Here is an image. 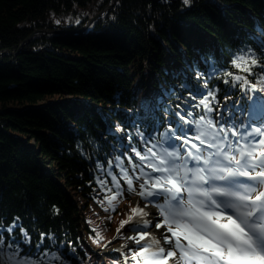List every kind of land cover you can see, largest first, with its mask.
Returning a JSON list of instances; mask_svg holds the SVG:
<instances>
[{"label": "trees", "instance_id": "trees-1", "mask_svg": "<svg viewBox=\"0 0 264 264\" xmlns=\"http://www.w3.org/2000/svg\"><path fill=\"white\" fill-rule=\"evenodd\" d=\"M251 52L264 63V0H0V239L36 264H125L98 253L130 228L120 167L136 177L129 157L159 153L196 89L245 120L260 78L233 61ZM17 219L27 242L3 231Z\"/></svg>", "mask_w": 264, "mask_h": 264}, {"label": "snow or ice", "instance_id": "snow-or-ice-1", "mask_svg": "<svg viewBox=\"0 0 264 264\" xmlns=\"http://www.w3.org/2000/svg\"><path fill=\"white\" fill-rule=\"evenodd\" d=\"M183 2L187 5L190 0ZM233 64L258 76L260 85H249L247 77L241 76H235V81L243 80L251 91L264 92V63L255 52L235 57ZM256 68L261 72H255ZM191 98H199L198 103L189 104L183 115L175 112V127L170 125L161 134L167 145L161 153L153 152L151 147L147 149L149 155L135 152L142 162L141 174L134 178L122 169L128 191L146 202L144 207L137 204L131 208V214L120 223V228L128 224L129 231L137 233L128 237L140 245L130 259L135 264H264V127H254L255 118L237 123L235 115L221 117L218 108L213 107L214 89H196ZM260 100L264 97H257L256 102ZM196 108H202L203 114L193 118L192 110ZM224 112L229 109L226 107ZM143 162L150 172L144 171ZM189 162L194 167H189ZM136 167L134 164L133 169ZM134 179L140 181L139 190ZM112 182L116 192L110 199L105 197L108 207H104L103 200L98 201L105 211L116 210L117 198L123 192L115 175ZM99 183L104 187L107 182ZM107 191L111 193L112 189ZM149 204L158 210L159 219L154 225L146 219ZM18 226L27 242L28 233L18 225V219L3 231L11 233ZM149 227L164 228L165 232L158 238L149 233ZM96 235L103 239L99 232ZM14 243L10 240L5 245L0 239V264H36L17 259L20 249L18 245L13 247Z\"/></svg>", "mask_w": 264, "mask_h": 264}, {"label": "rangeland", "instance_id": "rangeland-1", "mask_svg": "<svg viewBox=\"0 0 264 264\" xmlns=\"http://www.w3.org/2000/svg\"><path fill=\"white\" fill-rule=\"evenodd\" d=\"M257 97H264L260 94H254L252 96V98H250L249 100V109H248V114L247 116L244 118L245 120L243 121H248L249 119H254L255 120H260L264 117V100H260L259 102H256L257 100ZM260 122V121H258ZM254 123V122H253ZM254 127H261L260 124H253ZM229 139H234L233 137H231V135H229ZM193 143H198V141H195L193 140L192 141ZM243 142L241 141V144ZM167 145L166 144H163L161 143V146L159 148H157V150L159 151V153H161L163 151V148L166 147ZM190 147V145H189ZM129 160H130V163H131V167H132V170L134 172V174L136 176H139L141 173H140V168L139 169H133V160L129 157ZM143 169L145 172H150L151 169L147 167V163L146 162H143ZM189 167H194V163L192 162H189L188 164ZM122 169L123 171H126L124 169V167H120V174H122ZM127 172V171H126ZM128 173V172H127ZM153 175H159V173H154ZM137 183V184H136ZM134 183V186L137 188V190H139V183L140 181ZM126 184V182H125ZM145 201L141 199V197H139L137 195V197H134V199L132 200V202H130V205H133V207H136L137 204L140 205V207H144L145 205ZM127 204V202L125 203ZM127 207V205H126ZM147 209H151L153 211H155V214H154V217H153V220H152V224L154 225L157 221V219H159L158 217V210L156 207H154L152 204H149ZM155 230H160V229H155L154 227H149L148 231L150 234H152ZM165 232V229L164 228H161V231L155 235L159 238L160 234L161 233H164ZM137 233L136 232H132V231H129L126 230L123 234H122V240H120L119 242H117V244H113L111 245L108 249H105L103 250L102 252H98L100 253V255H103V254H116V255H119L121 257V260L125 263V264H135V261L131 260L130 257H131V254L132 252L134 251H137L139 250L140 248V245H137L134 243V241L128 239V237L130 236H136ZM168 235L170 236L171 234L168 233ZM161 243L163 244V240L161 241ZM19 260H24V261H28V260H25V259H21V258H17Z\"/></svg>", "mask_w": 264, "mask_h": 264}, {"label": "bare ground", "instance_id": "bare-ground-1", "mask_svg": "<svg viewBox=\"0 0 264 264\" xmlns=\"http://www.w3.org/2000/svg\"><path fill=\"white\" fill-rule=\"evenodd\" d=\"M145 211H147L149 213V216L146 217V219L150 220L152 222L153 220V217H154V214H155V211L151 210V209H145ZM161 231L160 230H155L151 235H157L159 232ZM169 264H171V261H169Z\"/></svg>", "mask_w": 264, "mask_h": 264}]
</instances>
